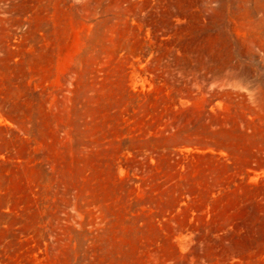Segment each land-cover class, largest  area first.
Segmentation results:
<instances>
[{"label":"rangeland","instance_id":"obj_1","mask_svg":"<svg viewBox=\"0 0 264 264\" xmlns=\"http://www.w3.org/2000/svg\"><path fill=\"white\" fill-rule=\"evenodd\" d=\"M0 264H264V0H0Z\"/></svg>","mask_w":264,"mask_h":264}]
</instances>
